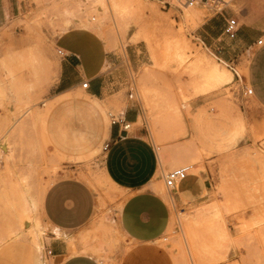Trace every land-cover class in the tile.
<instances>
[{
    "label": "rangeland",
    "instance_id": "obj_1",
    "mask_svg": "<svg viewBox=\"0 0 264 264\" xmlns=\"http://www.w3.org/2000/svg\"><path fill=\"white\" fill-rule=\"evenodd\" d=\"M258 1L261 9L232 0L217 12L156 0H0V264H57L47 253L53 231L42 200L49 186L71 177L95 191L96 211L68 244L100 264H125L153 246L170 264H264V36L238 53L239 41L224 34L226 20L243 25L235 12L264 26ZM71 27L102 40L111 58L105 70L121 72L141 105L138 125L148 127L165 175L199 165L214 179L212 201L188 209L177 208L164 178L155 185L171 210L156 243L132 240L117 221L129 195L101 165L116 111L82 87L61 98L52 89L61 60L55 40ZM215 64L231 80L204 92V73ZM171 142L175 151L166 147ZM87 144L95 154L87 155ZM173 152L188 158L170 165Z\"/></svg>",
    "mask_w": 264,
    "mask_h": 264
},
{
    "label": "crops",
    "instance_id": "obj_2",
    "mask_svg": "<svg viewBox=\"0 0 264 264\" xmlns=\"http://www.w3.org/2000/svg\"><path fill=\"white\" fill-rule=\"evenodd\" d=\"M235 3L242 8L249 5L253 8L256 5L261 9L258 0H235ZM234 15L243 23L236 38L240 43L238 53H241L255 46L258 43L257 37L264 36V26L254 24L240 12H235ZM5 20L6 12L0 7V25ZM55 43L57 50L63 51V55H60L58 80L52 86V89L59 93L57 97H64L89 82L88 88L85 89L88 95L96 102L116 111L115 116L132 125L128 130L119 125H110L105 143L109 144V149L104 152L101 165L104 175L118 189L126 191L129 195L117 218L122 232L140 244L158 242L166 233L171 221V210L166 199L154 188L165 177L166 167L164 161L160 160L159 148H156L151 139L148 127L138 125L143 115L141 105L131 98L129 91L124 87L126 79L122 78L121 72L105 70L111 58L102 40L95 33L88 29L71 27L57 36ZM222 50L224 49H216L218 54L224 55ZM263 66L264 57V73ZM193 106L198 108V105ZM176 144L167 143L166 147L175 151ZM86 147L88 156L95 154L89 144ZM170 155V165L188 158V155H177L175 152ZM193 170L198 171L191 173L175 189L169 191L177 208L188 209L212 201V174L207 168H201L199 165H194ZM95 211V191L84 180L65 178L47 188L42 200V215L44 222L53 231L50 234L53 240V261L57 264H100L78 245L68 244L70 235L90 224ZM125 264L170 262L166 252L153 246L139 251L127 259Z\"/></svg>",
    "mask_w": 264,
    "mask_h": 264
},
{
    "label": "built area",
    "instance_id": "obj_3",
    "mask_svg": "<svg viewBox=\"0 0 264 264\" xmlns=\"http://www.w3.org/2000/svg\"><path fill=\"white\" fill-rule=\"evenodd\" d=\"M165 5V7L169 6H177L172 3V1H176L180 7L185 8H193V7H203L212 9L214 11H222L232 0H156ZM240 24L236 19L226 20V24L224 27V34L230 39H236L238 33L240 31ZM263 43L262 40L258 41V45ZM59 55H63V51L58 50ZM89 86V82H85L82 87L87 89ZM244 97H251L254 93L253 89L248 86H243L242 91ZM110 123L111 125H119L124 130H128L132 127L130 123H128L125 119L121 117H117L112 113H109ZM109 149V144H105L103 147V151L107 152ZM191 170H193V165L184 166L178 169H174L167 173L164 177L166 188L171 191L177 187V185L183 181L186 177L191 174ZM48 255H52V250L47 251Z\"/></svg>",
    "mask_w": 264,
    "mask_h": 264
},
{
    "label": "bare ground",
    "instance_id": "obj_4",
    "mask_svg": "<svg viewBox=\"0 0 264 264\" xmlns=\"http://www.w3.org/2000/svg\"><path fill=\"white\" fill-rule=\"evenodd\" d=\"M172 3L175 5L177 2L176 1H172ZM204 74H205L204 81L200 85V89L202 91H204V92L213 91V90L218 89L220 86L228 83L231 80V77H232V75H230L231 73L229 74L227 71L222 69L220 67V65H217V64H215L214 66H210L208 68V70L206 71V73H204ZM236 123H238V121ZM242 128H243V126H242ZM242 128H241V131H242ZM236 130H237V128H236Z\"/></svg>",
    "mask_w": 264,
    "mask_h": 264
}]
</instances>
